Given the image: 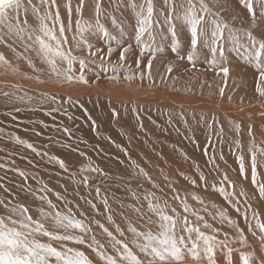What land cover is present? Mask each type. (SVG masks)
Instances as JSON below:
<instances>
[{
    "label": "rangeland",
    "instance_id": "rangeland-1",
    "mask_svg": "<svg viewBox=\"0 0 264 264\" xmlns=\"http://www.w3.org/2000/svg\"><path fill=\"white\" fill-rule=\"evenodd\" d=\"M119 2L100 0L97 17L95 0H84L82 14L76 11L80 0H71V30L66 0H56L52 8L54 11L59 7L65 25L68 42L64 50L85 61L83 75L87 83L57 77L39 55V20L31 13L26 25L23 13L14 21L25 29L23 39L10 35L0 42L4 57L0 61V216L17 219L10 210L23 205L33 220L45 223L50 231L54 226L50 220H41V209L84 221L90 233L69 231L84 235L85 243H64L83 251L92 264H107L94 249L115 257L118 264H129L123 259L122 246H117L120 253L112 247L113 237L128 244L140 259H148L133 244L137 238L131 229L158 230V217L150 210L149 201L159 204L166 214L187 216L193 226L216 235L225 242L218 245V250H232V244L242 243L245 235L251 239L264 236L258 227L264 224V195L259 192V185L264 183V80L255 64L245 59L251 40H264V16L255 0H251L255 20L240 0H204L210 10L206 18L227 25L225 39L217 45L215 54L208 47L198 46L193 60L188 59L190 34L186 28L177 24L179 45L173 43L163 23L161 33H153L154 42L145 34L141 43L136 39L135 11L139 8L133 10L130 0H123V7H117ZM134 2L139 5L145 0ZM33 3L38 5V0ZM153 4L154 18L162 20L159 11L167 14L168 8L163 0H153ZM181 11L177 9L173 15ZM97 19L116 38L112 44L121 47V40L125 45L140 44L136 53L142 61L131 60L121 48L108 50L110 41L95 28L79 32L78 20L86 26L95 25ZM46 22L52 27L50 21ZM232 36L237 40L233 41ZM73 37L81 41L79 48ZM145 44H151V48ZM93 62L100 63L95 70L89 68ZM113 62L121 73L143 70L146 78L109 77ZM56 67L63 72L67 64L57 59ZM79 74L76 61L72 75ZM38 85L44 88L38 89ZM58 160L65 166L61 167ZM185 203L189 206L187 213L183 210ZM219 212L234 223L222 221ZM196 215L212 228L203 227ZM56 231L64 234L62 229ZM37 238L54 247L60 245L47 237ZM243 255L254 261V253ZM188 257L185 259L192 262ZM243 257L226 264H243ZM259 258L264 260V251Z\"/></svg>",
    "mask_w": 264,
    "mask_h": 264
},
{
    "label": "snow or ice",
    "instance_id": "snow-or-ice-1",
    "mask_svg": "<svg viewBox=\"0 0 264 264\" xmlns=\"http://www.w3.org/2000/svg\"><path fill=\"white\" fill-rule=\"evenodd\" d=\"M240 2L245 4L246 8L251 12L253 20H255L256 11L253 9L251 0H240ZM255 2L260 10V15L264 16V0H255ZM163 3L168 8V12L165 14L163 11H159V16L163 18L161 20L154 18L153 0H145L144 3L139 5L134 0H130V7L133 10L139 8L138 11H135L137 41L143 43L142 37L147 34V39L154 42L156 36L153 33L154 31L161 33L160 25L163 23L167 25V32L170 33L173 43L179 45L177 24H180L181 28H186L190 34L189 48L191 51L188 55L189 60H193L197 54L196 49L198 46L210 48L213 54L217 52V45H222L225 39L224 29L227 25H223L211 17L206 18L205 14L209 13L210 10L204 0H198V3L194 2V0H163ZM38 5L34 4L33 0H0V42H3L5 36L10 35H16L23 39L21 34L25 32V29L21 27L19 22L14 23V21H18L20 14L23 13L25 17L23 23L26 25V17L31 13L39 20V31L41 34L36 37V42L39 44V55L51 66L57 77L62 76L67 81L77 79L87 83L83 75L86 68L85 61L73 56L70 50H64L63 45L67 44L68 39L64 36L65 25L60 20L59 7L57 6L54 11L52 10L53 6L56 5V0H38ZM83 5L84 0H80L76 7L77 13L82 14ZM117 7H123V0H120ZM41 8L44 9L43 15H41ZM65 8L68 16V28L71 30L73 11L71 0H66ZM177 9L182 11L173 15L177 12ZM95 11L97 17H99L100 0H95ZM53 17L55 18L53 19ZM46 21H50L52 27H49V23ZM113 23H115L114 17ZM57 24H59L58 29L56 27ZM154 24L156 25L155 29L153 27ZM206 25L211 27L206 28ZM76 26L80 33L91 31L95 28L109 40L116 39L109 34L104 25L99 22V19H97L95 25L87 24L86 26L78 20ZM120 30L123 31L122 28ZM247 34L251 35L250 33ZM161 38L163 39L164 37L161 35ZM28 39H31V35L28 36ZM231 39L236 41L237 37L232 36ZM73 40L76 42L77 48H79L81 41L76 40L75 37H73ZM84 43L87 44V41H84ZM91 47L92 45H88L89 49ZM145 47L151 48V44H145ZM143 50L142 48L141 51L143 52ZM220 55L223 56L222 47L220 48ZM123 58V52H121V59ZM57 59L67 64L63 72L56 67ZM245 59L249 63L255 64L260 79L264 80V40L257 41L252 39L251 49ZM3 60L4 57L0 54V61ZM76 61L80 65V74L78 76L72 75L73 64ZM223 71L227 73L228 69L224 68ZM28 147L31 148L32 145L29 144ZM253 148H255L254 144ZM240 161L243 170V157H240ZM58 162L61 167L65 166L62 160H58ZM256 166V154L253 151L251 167L254 183L256 182ZM20 174L24 175V173ZM219 191L224 193L225 196L228 195L223 188H220ZM259 192L264 195V183L259 185ZM175 198L178 199V197ZM48 203L55 209L56 206L52 205L51 201H48ZM105 203L107 202L105 201ZM0 204H3V202L0 201ZM4 207L7 209L8 206L4 205ZM149 208L158 217V221H156L158 230L153 233L152 230L139 232L135 228L131 229L137 238L133 240V243H136L140 252L148 258L147 261L145 262L135 255L128 244L113 237L112 247L116 248L117 252L120 253L121 249L117 246H122L123 259L127 260L129 264H186V255L198 261L201 259L202 252L207 257L209 264H216L214 259L215 249L218 245L223 246L225 244L224 241L218 240L214 234H206L200 230L199 226H193L187 216L181 217L178 213L168 215L159 204L153 205L151 201H149ZM183 210L185 213L189 211V206L186 203L183 205ZM172 211L175 213V209ZM10 212L18 218L13 219L12 215L0 216V264H92L83 251L68 247L64 243L67 241H75L77 244L85 243L84 235H74L69 231L79 230L82 234L90 233L91 229L84 221L76 219L72 215H65L60 212H47L41 209V220H50L54 226V230L50 231L45 227V223L40 222V220H33L32 216L28 215V209L23 205L18 208H12ZM218 216L222 221L228 219L223 212H219ZM196 219L203 221V227L212 228V225L204 221L202 216L196 215ZM228 222L230 224L234 223L230 219H228ZM258 227L264 232V224H259ZM56 229H62L64 234L56 231ZM104 231L108 232L107 229H104ZM215 231L218 230L213 229V232ZM193 233L196 234L195 239L192 238ZM37 235L47 237L50 241L60 242V245L59 247H54L51 242H41ZM108 235L112 237L111 232H108ZM139 238H142L143 242H138ZM91 239L95 240V237L92 236ZM189 243L191 244L190 247ZM89 247H92V245L89 244ZM94 251L101 259L106 260L107 264H118L115 257L105 255L99 249H94ZM229 253H231V249H229ZM243 264H250L248 256L243 257ZM261 264H264V261H261Z\"/></svg>",
    "mask_w": 264,
    "mask_h": 264
},
{
    "label": "bare ground",
    "instance_id": "bare-ground-1",
    "mask_svg": "<svg viewBox=\"0 0 264 264\" xmlns=\"http://www.w3.org/2000/svg\"><path fill=\"white\" fill-rule=\"evenodd\" d=\"M106 29L108 30L109 34L111 35V30L109 28L106 27ZM91 35V34H90ZM90 40V39H89ZM99 40V39H98ZM109 40V39H108ZM110 44L108 45L107 49L110 47L113 50L115 48H117L118 50L121 48L123 50H125V55H127L128 57H130L131 60H135L138 62L142 61V56L136 53V49L141 48V45H136L138 43H127L125 45V43L121 40L122 42V46L118 47L116 46V44H112L113 40H109ZM106 42V41H105ZM100 50V49H99ZM109 50V49H108ZM117 50V51H118ZM116 51V52H117ZM97 52V51H96ZM114 52V53H116ZM94 53V52H93ZM113 53V54H114ZM99 57V56H98ZM101 58V57H100ZM107 58V57H106ZM125 58V57H124ZM93 59V57H92ZM100 60V59H99ZM98 60V61H99ZM126 61V60H125ZM92 62V61H90ZM95 65H100V63H95L93 62V64L91 63L89 66V68H92V70H95L94 68H96ZM111 65V64H110ZM114 68L113 71L110 73H108L109 77H112L114 79H128V80H134V79H144L146 78V73L141 70L139 72H124L121 73L122 70L118 69V66L116 65V63L114 64L113 62ZM150 73V72H149ZM107 75V74H106ZM108 79V78H107ZM133 82V81H132ZM76 84V83H75ZM41 88L38 89H42L44 87H42L41 85H38ZM50 88V87H47ZM105 88V86H104ZM110 88V87H109ZM153 90V89H152ZM130 91V90H129ZM116 92V91H115ZM126 93V92H125ZM164 96H167V94L165 93ZM216 106V105H215ZM172 180H174L173 177H171ZM176 181V180H174ZM256 220V219H255ZM264 220V219H263ZM262 220V221H263ZM264 222V221H263ZM255 223V222H254ZM257 233H259V231H256ZM262 232V231H261ZM263 233V232H262ZM218 234V232H217ZM255 234V233H254ZM259 235V234H258ZM264 235V234H263ZM248 236V235H247ZM245 235V239L242 243H233L232 245L234 246L233 249L231 250V253H229L228 250H218L219 246L215 249V255H214V259L216 264H226L228 262H234L232 259L233 258H240L241 256H245L243 255L244 253H248V254H252L254 253V258H253V262H250V264H261V261H264L263 259L259 258L261 256V253L264 251V236L260 237V238H254L251 239L249 236L247 237ZM196 236H194L195 238ZM139 242V241H138ZM134 244V243H133ZM132 244H130L131 246ZM135 245V244H134ZM141 254V253H140ZM189 260H191L192 262H188V259L186 260V264H209V261L207 260V257L201 252V259L200 260H194L192 257H188ZM143 260V259H141ZM145 262L147 260H144ZM128 263V262H127Z\"/></svg>",
    "mask_w": 264,
    "mask_h": 264
}]
</instances>
